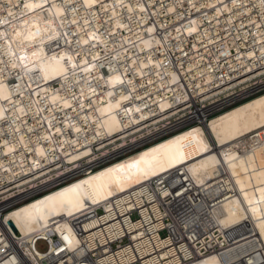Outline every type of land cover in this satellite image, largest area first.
<instances>
[{
    "label": "built area",
    "instance_id": "obj_1",
    "mask_svg": "<svg viewBox=\"0 0 264 264\" xmlns=\"http://www.w3.org/2000/svg\"><path fill=\"white\" fill-rule=\"evenodd\" d=\"M129 2L146 5L145 25H158L148 34L159 43L145 51L128 48L123 56L110 52L116 66L107 73L125 79L111 94L120 101V131L111 133L100 113L104 83H70L56 100L23 98L25 111L0 132V219L15 206L264 92V0ZM134 16L127 21L136 24L140 16ZM4 138L16 146L10 153ZM231 194L223 185L218 191L202 188L178 168L68 217L74 250L53 231L51 242L37 235L35 246L44 240L51 247L41 264H193L231 245L230 233L211 213ZM17 235L1 226L0 264H34L22 256L23 235Z\"/></svg>",
    "mask_w": 264,
    "mask_h": 264
},
{
    "label": "bare ground",
    "instance_id": "obj_2",
    "mask_svg": "<svg viewBox=\"0 0 264 264\" xmlns=\"http://www.w3.org/2000/svg\"><path fill=\"white\" fill-rule=\"evenodd\" d=\"M127 2L0 0V132L25 111L23 98L61 99L70 83L92 81L108 85L100 113L111 133L120 131V101L111 94L125 79L107 73L116 66L110 52L123 56L128 48L145 51L159 43L149 36L158 25H145L146 5ZM134 15L140 16L136 24L126 19ZM152 15L161 11L152 9ZM2 143L5 153L16 147L6 138ZM38 152H44L40 143ZM178 168L187 169L202 188L218 191L223 185L232 193L211 211L230 233L231 245L193 264H264V93L15 206L0 219V230L20 232L22 256L41 264L51 247L40 252L37 235L51 242V231L58 233L74 250L68 217Z\"/></svg>",
    "mask_w": 264,
    "mask_h": 264
},
{
    "label": "rangeland",
    "instance_id": "obj_3",
    "mask_svg": "<svg viewBox=\"0 0 264 264\" xmlns=\"http://www.w3.org/2000/svg\"><path fill=\"white\" fill-rule=\"evenodd\" d=\"M48 248V244L46 241L44 240H40L38 243H37V249L40 251V252H45Z\"/></svg>",
    "mask_w": 264,
    "mask_h": 264
},
{
    "label": "trees",
    "instance_id": "obj_4",
    "mask_svg": "<svg viewBox=\"0 0 264 264\" xmlns=\"http://www.w3.org/2000/svg\"><path fill=\"white\" fill-rule=\"evenodd\" d=\"M264 93V92H263ZM259 95V94H258ZM255 97V96H254ZM253 98V97H252ZM251 99V98H250ZM249 100V99H248ZM247 101V100H246ZM245 102V101H244ZM240 104V103H239ZM238 105V104H237ZM230 109V108H229ZM164 139V138H163ZM149 146V145H148ZM147 147V146H146Z\"/></svg>",
    "mask_w": 264,
    "mask_h": 264
}]
</instances>
